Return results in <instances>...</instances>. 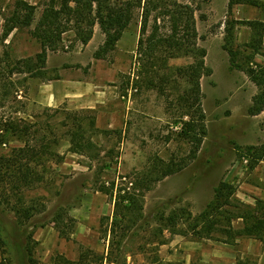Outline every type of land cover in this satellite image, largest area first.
Masks as SVG:
<instances>
[{
	"label": "rangeland",
	"instance_id": "1",
	"mask_svg": "<svg viewBox=\"0 0 264 264\" xmlns=\"http://www.w3.org/2000/svg\"><path fill=\"white\" fill-rule=\"evenodd\" d=\"M19 1L0 0V159L27 143L41 151L42 145L48 147L27 164L31 169L27 180L12 182L10 174L0 180V264H50L58 255L77 260L86 251L103 257L102 264H258L252 251L245 253L248 238L230 244L221 241L225 236L220 232L199 235L196 218L214 200L222 180L234 185L236 192L248 193L243 188L264 176L261 160L255 162L257 156L248 155L250 147L264 145V111L249 112L259 88L245 70L232 67L229 54L237 50L239 63L252 60L254 66L264 65V30L251 25L264 21V8L249 0H234L232 7L230 0H178L195 8L198 46L206 50L204 59L211 70L201 78L207 135L195 156L194 143L183 129L196 117L197 107L188 109L179 102L189 83L177 71L194 63V55L169 57L158 52L157 57L167 61L144 66L147 59H140L137 50L141 28L137 9L115 49L104 57L96 55L106 42L96 17L89 43L84 44L73 27L62 35L56 50H48L43 66L38 57L42 43L33 30L49 0H25L35 6L32 24H19L6 34L16 23L15 12L26 14ZM163 24L168 29L169 23ZM98 60L113 69L108 86H117L118 100L110 106L122 116H117L114 129L97 126L98 110L45 107L27 94L32 77L58 75L53 65L80 69L81 76L94 75L98 82L103 76ZM77 114L86 116L85 134L95 144L84 154L70 150ZM94 117L97 130L89 126ZM8 121L32 127L29 133L12 134L3 128ZM167 165L182 169L157 179ZM6 168L10 169L3 171ZM119 193L136 195L142 208L140 217L138 207L131 218L123 217L126 222H118L114 234ZM173 216L176 225L170 221ZM233 224L239 227L237 221Z\"/></svg>",
	"mask_w": 264,
	"mask_h": 264
},
{
	"label": "trees",
	"instance_id": "2",
	"mask_svg": "<svg viewBox=\"0 0 264 264\" xmlns=\"http://www.w3.org/2000/svg\"><path fill=\"white\" fill-rule=\"evenodd\" d=\"M112 0H49L43 7L42 15L33 30V35L42 43V52L38 55L43 66H45L48 50H56L62 41V35L69 29L75 27L77 34L81 37L84 44L89 43L94 33V25L96 17L106 33V42L102 49L97 52V57H104L105 53L114 50L117 42L121 39L124 31L135 18L137 9L141 18L140 37L138 42V55L140 59H147L150 66L162 59L157 57L158 52H166L169 57H177L181 53L195 56L194 63L186 68L177 69L179 74L187 78L189 87L183 96L179 97V102H183L187 108H196V117L184 123L183 135L194 143L192 149L196 156L199 152L203 140L207 135V124L205 113L202 109V88L201 78L210 74L211 70L206 66L205 56L206 50L198 46L199 33L197 30L195 8L189 4L181 3L178 0H123L119 4L112 3ZM252 4L264 8V2L260 0H249ZM74 3L75 5H73ZM234 0H230L232 7ZM19 6L26 9V14L22 17L19 12H15L12 25L7 29L6 34L12 30L14 26L19 24L30 26L34 19L35 6L30 5L25 0L18 2ZM95 4L97 8L95 9ZM59 6V7H58ZM95 14V15H94ZM152 26L150 23H152ZM169 23L168 29L162 23ZM84 25V26H82ZM258 31L264 30V21L251 22ZM151 26V31L149 27ZM166 28V29H165ZM260 45V42H258ZM254 45V44H253ZM249 45L257 52L260 46ZM231 65L233 68L245 70L249 78L258 86L259 93L254 97L253 104L249 112L253 115L264 111V65L251 64V61L245 63L238 62L239 51L231 49ZM166 56V54H165ZM151 59V60H150ZM252 59L250 56L249 60ZM154 60V62L152 61ZM42 67V65L40 66ZM146 68V67H145ZM151 68V67H150ZM150 68H146L147 72H151ZM170 78V76H169ZM164 80V78H163ZM150 84H154L149 79ZM191 113V111H188ZM86 116L80 114L74 115L73 126L70 130L71 151L84 154L94 149L95 144L91 138L86 137L87 129L85 127ZM95 117L89 121L92 130L95 127ZM32 125L25 124L23 128L19 127L16 121H8L3 128L9 133L17 134L19 132H28ZM43 151L37 149L36 145L26 144L24 147L14 148L10 156L1 157L0 159V180L5 181L7 175H11L12 182L27 180L29 177V162H34L40 158L41 152L44 153L48 147L42 145ZM248 155H256L255 162L264 158V145L261 147H250ZM6 168L3 171L4 167ZM16 168V169H13ZM182 167L176 168L167 165L161 169L162 175L157 179L164 178L168 175L178 172ZM31 170V169H30ZM159 172V171H158ZM154 180V179H152ZM236 188L228 181L222 180L215 188L214 200L208 204L205 210L196 218L197 233L199 235H207L213 237L214 232H220L225 236L227 243H234L238 236H249L257 239L264 238V203L259 201L257 207L246 205L236 200ZM142 208V201L134 194H121L116 198L115 215L111 226V233L115 234L116 224L126 222L123 217L134 214ZM244 207V208H243ZM259 210V211H258ZM121 218V219H119ZM136 222L134 217H132ZM243 218V227L235 228L233 222ZM170 221L176 225L178 220L171 217ZM130 224V223H125ZM123 236V235H122ZM103 257H93L89 251L83 252L77 260L69 259L63 255L54 257L50 264H102Z\"/></svg>",
	"mask_w": 264,
	"mask_h": 264
},
{
	"label": "crops",
	"instance_id": "3",
	"mask_svg": "<svg viewBox=\"0 0 264 264\" xmlns=\"http://www.w3.org/2000/svg\"><path fill=\"white\" fill-rule=\"evenodd\" d=\"M50 60V56H48V68L52 66ZM105 62V60H98L103 69V76L98 82L92 74L91 78L81 76L80 69L75 71L63 65H53L58 75L47 79L39 76L32 77L27 94L32 102L45 107L67 105L76 110H98L97 126L101 129H114L117 124V116L122 115L115 107L110 106V102L118 100V93L116 91L117 86L111 87L107 84L113 69L108 67ZM261 163H263L264 169V160H261ZM243 189L247 190L248 193L241 190H237L235 193L239 201L252 207H257L259 201L264 203V176ZM235 221L239 223V227L235 228L243 227V218H238ZM242 237L250 240V246L245 248V253L252 251L259 257L257 259L258 264H264V238L238 236L236 241Z\"/></svg>",
	"mask_w": 264,
	"mask_h": 264
}]
</instances>
